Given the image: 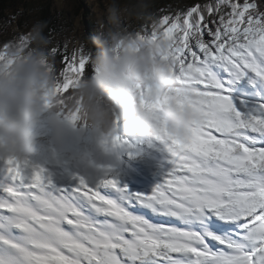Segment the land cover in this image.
<instances>
[{
  "label": "snow or ice",
  "instance_id": "1",
  "mask_svg": "<svg viewBox=\"0 0 264 264\" xmlns=\"http://www.w3.org/2000/svg\"><path fill=\"white\" fill-rule=\"evenodd\" d=\"M155 27L181 64L177 105L203 119L187 138L166 126L113 138L123 159L153 162L150 191L129 188L112 165L93 164L90 180L56 154L0 159V247L14 253L0 264H264V0H186L145 25ZM52 51L66 88L91 72L86 52ZM146 106L157 112L160 101Z\"/></svg>",
  "mask_w": 264,
  "mask_h": 264
},
{
  "label": "clouds",
  "instance_id": "2",
  "mask_svg": "<svg viewBox=\"0 0 264 264\" xmlns=\"http://www.w3.org/2000/svg\"><path fill=\"white\" fill-rule=\"evenodd\" d=\"M147 9L142 0H111L96 34L79 43L91 72L67 88L56 72L46 22L0 44V159L23 160L44 151L119 171L124 159L123 146L113 144L117 135L149 139L166 126L181 138L190 136L203 116L177 106L173 90L183 87L181 64L159 27L146 30ZM154 98L160 101L157 112L146 106ZM73 114L75 123L68 119Z\"/></svg>",
  "mask_w": 264,
  "mask_h": 264
},
{
  "label": "rangeland",
  "instance_id": "3",
  "mask_svg": "<svg viewBox=\"0 0 264 264\" xmlns=\"http://www.w3.org/2000/svg\"><path fill=\"white\" fill-rule=\"evenodd\" d=\"M47 1L48 0H17V3L6 13V18L0 19V41L12 40V35L14 34H25L34 23L39 21V17L43 13V7ZM51 1L53 4L51 7V14L53 16H60L63 22L61 24V30L50 39L53 45H59L61 48L67 45L70 51L73 48H78L79 43L85 36L95 35L98 31L99 21L107 12L108 5L111 3V0H86L89 6L81 9L79 8L81 4L77 0ZM147 1L150 0H142L144 3H148ZM120 2L126 5H133L141 2V0H120ZM81 3L82 5L84 4V2ZM184 3L181 4L178 1L167 11L177 9ZM88 9L91 11V14L85 17L87 14L85 10L87 11ZM164 11L166 10L149 11L151 15L148 20L149 24L152 18L161 16ZM92 24H97V29L96 32H92V34L89 35L87 31L91 32L90 26ZM42 154L49 155L47 152L42 151L38 157Z\"/></svg>",
  "mask_w": 264,
  "mask_h": 264
},
{
  "label": "bare ground",
  "instance_id": "4",
  "mask_svg": "<svg viewBox=\"0 0 264 264\" xmlns=\"http://www.w3.org/2000/svg\"><path fill=\"white\" fill-rule=\"evenodd\" d=\"M246 87H251V86L246 85ZM258 87L260 90V96L264 97V86H258ZM244 90L245 89H243V88H237L235 90V94L237 96H241L242 92ZM178 107L180 109L185 108L182 106H178ZM129 139L132 140L133 142H137V141L141 140L138 138H129ZM41 152H39L34 157L38 158V156L41 154ZM30 158H33V157H29V158L19 160V161L21 163H23L25 160L30 159ZM4 160H7V159H4ZM63 160L67 161V168L71 172H73V173L79 172L80 174L87 176L90 180L95 179L97 172L93 167H88V166H84V165H77V164H74L69 159H63ZM152 164H153V162L150 159H147L146 157L139 158V159H124L122 166H121V169L119 170V172L121 173V176H120L121 181L133 190L150 191L160 179L159 176H157L155 174L156 169L154 167H151ZM63 179L65 182H67V176H64ZM73 203L78 204L81 207V210L83 212H85L86 214L92 215L88 211L87 204H85L82 199L81 200H73ZM106 207L110 208V206H108V205H106ZM140 211H144V210L141 209ZM151 218L158 223H167V220L164 218H158L155 216H151ZM93 219H96V217L93 216ZM3 235L10 236V237L16 239L21 244H23L25 242L24 238L19 233L4 231ZM13 256H14V253L10 249H8L6 247H0V258L8 259V258L13 257Z\"/></svg>",
  "mask_w": 264,
  "mask_h": 264
},
{
  "label": "trees",
  "instance_id": "5",
  "mask_svg": "<svg viewBox=\"0 0 264 264\" xmlns=\"http://www.w3.org/2000/svg\"><path fill=\"white\" fill-rule=\"evenodd\" d=\"M77 1L81 4L79 7L81 9L87 8L89 6L86 0H77ZM178 1L181 4L186 2V0H152V1L150 0V1H147L148 2L147 3L148 4L147 14L150 17L151 15L149 11L170 10ZM81 2H84V4L82 5ZM16 3H17V0H0V19L6 18V13ZM52 5H53L52 1L48 0L43 7L44 8L43 13L39 17L40 18L39 21L46 22L47 27L45 30V34L48 36L49 39L53 38L59 32V30H61L62 28L61 24L63 22L60 19V16H53L51 14ZM85 12L87 13L85 17H87L88 14H91V11L89 9L87 11L85 10ZM147 23H149V21H147ZM90 29H91V32L87 31L89 35H91L92 32H96L97 24H92L90 26Z\"/></svg>",
  "mask_w": 264,
  "mask_h": 264
}]
</instances>
